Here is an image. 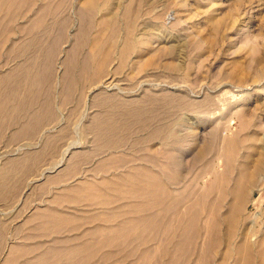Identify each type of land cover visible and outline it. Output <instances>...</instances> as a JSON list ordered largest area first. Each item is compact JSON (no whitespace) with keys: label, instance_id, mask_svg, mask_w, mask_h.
Returning a JSON list of instances; mask_svg holds the SVG:
<instances>
[{"label":"bare ground","instance_id":"obj_1","mask_svg":"<svg viewBox=\"0 0 264 264\" xmlns=\"http://www.w3.org/2000/svg\"><path fill=\"white\" fill-rule=\"evenodd\" d=\"M37 1L0 0V29L5 26L7 32H10L12 18L25 9L36 10L19 30L38 35L18 42L23 51L35 50L21 64L23 73L18 80L32 86L47 81L45 78L50 76L47 68L51 67V62L55 66L58 64L52 58L69 37L65 27L70 15L65 11L72 0H40L38 6ZM111 1L78 0L79 26L71 35L73 39L68 46H62L63 72L59 75L62 81L59 92L66 97L77 78L88 81L95 92L91 103L97 111L84 124L94 133L93 148L75 149L81 145L78 138L68 146L63 144L71 123L66 116L61 117L65 114L60 111L44 110L42 114L34 115L42 123L36 131H42L40 142H31L33 144H28L23 152L26 164L30 159L36 160L33 174L43 163L51 161L50 166L43 168L41 173L39 171L36 179L29 180L33 192L39 190L43 195L51 187L61 184L54 190L52 200L58 205H68L67 210H59L56 206L35 208L31 219L38 220L42 235L56 238L52 247L39 244L36 264H47L50 258L55 259L56 264H264V204L259 205L256 212L246 210L251 193L256 188H264V133L249 127L252 119L247 117L249 111L244 108L251 77L245 71L233 70L225 73L227 80L222 79L214 85L204 81L193 85L183 80L168 85L169 88L165 86V91L161 88L163 92H156L158 90L152 87L149 90L148 81H142L143 93L137 91L135 96L119 94L123 90L120 86V92L109 91L118 84L112 83V79L106 81L105 73L108 74L110 69L116 72L128 61L133 72L146 70L145 75L151 74L156 65L164 72L180 68L190 76L183 62L180 65L168 56L164 58V54L175 53L174 44H162L159 38L150 39L155 32H164V22L168 19H163V10L157 11L154 18L158 23L148 22L145 48L139 47L137 36H121L123 40H120L114 57L117 62L112 68L110 62L115 51L112 41H119L120 21L126 19L130 26H136L131 20L136 21L137 15H141L139 8L142 5H136V2L145 3L146 0L121 2L124 7L120 15L112 11L114 7L111 10L108 6ZM150 1L148 6L152 7L154 0ZM101 5H107L109 11L97 15ZM157 8L154 7L155 11ZM243 13L235 14L228 29L238 26ZM241 30H247L246 26L243 25ZM187 31L197 36L199 46L204 44L205 38L198 32ZM229 32L227 30V36ZM230 37L234 42L235 39ZM151 42L156 47L151 46ZM204 59L199 56L198 67L204 66ZM32 74L34 76L30 78ZM258 76L264 77V67L256 71L260 86L263 78L259 80ZM0 77L7 76L4 73ZM5 84L0 78V87ZM240 92L242 96L237 95ZM2 98L0 111H5ZM45 102L43 100V104ZM82 105L71 107L67 117L71 120L80 114L82 122L85 112L81 114L80 111L85 104ZM175 106L185 111L170 121L169 112ZM188 109L197 110L198 127H184ZM236 115L240 126L231 127ZM133 127L145 130L147 135L136 134L129 145L125 139L130 132L126 136L121 133L132 132ZM139 129L136 131L140 132ZM141 143L146 147L142 148ZM122 150L133 152L129 157ZM97 153V164L88 168L89 172L79 175L81 160H88ZM29 170L26 166V175H30ZM209 178V183H203ZM6 180L7 177L0 176V199L5 196ZM257 200L255 198L254 202ZM2 230L1 223L0 233Z\"/></svg>","mask_w":264,"mask_h":264},{"label":"rangeland","instance_id":"obj_2","mask_svg":"<svg viewBox=\"0 0 264 264\" xmlns=\"http://www.w3.org/2000/svg\"><path fill=\"white\" fill-rule=\"evenodd\" d=\"M114 1H116V2H114ZM126 1H129V0H118V1L113 0V2L111 1L112 3L108 6H110L111 10L114 7L112 11L115 12L116 14L120 15V13H122V9H123L124 3ZM136 1L137 0H135V2ZM77 2H78V0H72L68 4L69 7L66 6L67 8H66L65 13L67 15H70V16H68L70 19H69V22L66 23L67 28L65 27V30L67 32L66 33L67 37L68 36L69 37L66 40L67 42L65 41L66 43L63 41L65 44L64 47L66 45L68 46V44L72 41L73 38L71 35L74 34V32L77 30V28L79 26V15H77V14H79ZM121 2H124V3H121ZM151 2L152 1H150V0H146L145 3L139 2L140 4L139 3L137 4V2H136V5H139V6L141 4L143 5V6L141 5L142 7L140 6V8H142V9L139 8V14H141V15L140 16L137 15L136 21L133 19L131 20L132 23H136V26H130L129 25L130 24L129 19H128L129 22H127L126 19L120 21V23L122 25L120 27L119 33L120 32L121 33L117 35V37H119V39L117 38L119 41H117L115 38H114L115 40L112 41V44H113L112 46H113V48H115V51L113 53L114 54L113 60H112V62H110L111 65L110 64L109 65L113 66L112 68L115 67L117 59L114 57H116V55H117V54H115L117 52L116 49L119 47L121 41L123 40L122 39L123 35L124 36L126 35L127 37H130L131 35L137 36L139 39L138 41H139V47L140 48L141 47L145 48L146 47L145 45H148V41H147V43H145V40H146L145 37L148 38V35H146L145 30H148L146 28H149V26H150L149 23L151 21H152L151 23L157 22V20L155 21V19H154V18H156L157 11L163 10L162 11L163 15H164L163 19L164 18L168 19V20L165 19V21L166 20L168 21L167 23L164 22V32H166V33L162 32V34H159V32H157V33L155 32L153 35H151V36L149 35L151 37V38L150 37L149 38L154 39V40H155V38L162 39L161 40L162 44H166V43L168 45L174 44L177 48L175 53L169 54V55L164 54L163 56H164V58L168 56V59L174 60V61L176 60V61L180 62V65L183 62L184 69L189 70L190 76H186V74H184L180 68H177V69L170 71L173 74V75L171 74V76H170L169 71L164 72L163 70H160L156 65L154 67L155 69L152 68V70L150 72L151 74L145 75L146 70H144V71H142V70L138 71L137 70V72L136 71L133 72L132 67L130 66V63L128 61L127 65L119 67L116 70V72H117L116 75H115L116 72L114 71L115 72L114 73L112 71V69H110L112 72L109 70L108 74H107V72L105 73V75H106L105 80L106 81H109L112 79L113 80L112 83L115 82L118 84V86L116 85L117 87L114 86V87H112V89H108V90L113 91V92H120L119 88L121 87L123 90L119 94H123L124 96H127V95L135 96V95H138V93L139 94L143 93V91H142L143 88L141 87L142 83H143L142 81H148V83L146 85L149 88V90H151V87H152L153 89L158 90L156 92H160V91L163 92L162 89H164V91H165V86L167 88L168 85H170L172 83H181V82H183V80L184 81L187 80L188 82H190V84L192 83L193 85H196L195 83H197V81H199V82L204 81V82H208L209 84L211 83V85H214L215 82H219L222 79L227 80L228 77H225L224 75H226L225 73H228V71L234 70L235 72H238V71L242 70V71H245L246 75L248 74L252 79L251 82L247 84L248 93H247V98L245 101L246 103L244 104V108H246L249 111V113L247 114V117L252 119L249 127H256L259 132L264 133V77L258 76L259 80H261L263 78L262 79L263 84L260 86L257 84L258 80L255 77L256 71L258 70V68L264 67V0H154V2L152 3V7H149L148 5L151 4ZM108 6L107 5H101L99 7V10L97 11V15H101L104 12H108L109 11ZM153 6L155 7V9L158 7L156 11H155ZM146 7L149 9H147ZM68 11H69V13H68ZM149 11H151V13ZM243 11H244L243 15L240 14L241 20L238 22V26L236 27L234 25V29H232V28L228 29V27L232 24L233 18L236 16L235 14L238 12L242 13ZM240 16H239V18H240ZM163 19H162V21H163ZM175 21H176V23H175ZM147 23H148V25H147ZM243 25L246 26L247 30H241V27ZM144 27H145V29H144ZM166 27L168 29H165ZM121 29H122V31H121ZM187 29H189L191 31L193 30L194 32H198L200 34V36L204 37L205 38L204 44L199 46L197 36L194 34L190 35L189 31H187ZM227 30L230 31L228 36L226 35ZM154 35H156V36H154ZM152 36H154V37H152ZM230 36H232L235 39L234 42L232 41ZM69 38L70 39L72 38V39L70 40ZM115 41L118 43L116 44ZM150 45L152 46L154 44L151 42ZM154 46L156 47V45H154ZM85 52L86 51H83V53H85ZM59 55H60L59 56L60 58L58 59V71H59L58 77L60 79L59 75L60 74L62 75V72H63V68H62L63 65L61 63L62 62L61 60H62V57L64 55V51L59 50ZM200 55H201V57L202 56L205 57L203 67L202 66L198 67ZM114 60H116V61H114ZM161 73H163L164 75ZM200 75H201V77H200ZM172 76H174V77H172ZM261 76H263V75H261ZM113 77H114V79H113ZM204 78H205V80H204ZM200 83H202V82H200ZM108 84H110V83H108ZM89 85H91V84H89ZM92 88H93L92 85H91V87L89 86V90H88L89 94L87 96V99L85 97L81 101V103L83 105L84 104L85 105L84 106L82 105L83 106L81 108L82 111H80V112H81V114L84 112L86 114V115L84 114L82 122H80V120H81L80 114L75 116V117H72L71 120H70L69 116L67 117V115H66L69 111V108L72 105L77 104L76 103L77 101L74 100L71 103H68L67 108H66V106L59 104L58 111L64 112V114H65L61 117L64 118L66 116V118L69 121L68 123H71V124H69V127H68V133L70 132L69 134L71 136L68 134L66 136L67 138L65 140L67 144L63 140V142H64L63 144H65L66 146H68L74 140H77V138L81 140V145L79 147H75V149L76 148L82 149V150L92 149L94 146V144H93L94 143L93 131L89 128L90 129V132H89V130H87V128L84 127V124L89 122V119L91 118L92 114L97 111L96 107L92 106V103H91L92 102L91 98L95 93L94 89H92ZM168 88H169V86H168ZM153 89H152V91L155 92V90H153ZM137 91H138V93H137ZM237 95L242 96V92L238 93ZM62 104H64V102ZM88 107H90V108H88ZM163 110H166V109H163ZM170 110H171L170 112L167 110V114H168V112L170 113V116H169L170 119L172 118L170 121L173 120V117H175V116L177 117L180 115L181 112L185 111L184 109L180 108L179 106L178 107L175 106V107L171 108ZM87 112H89V113H87ZM167 114H165V115H167ZM197 115H198V113H197L196 109H188L187 110V118L189 121L188 120L186 121L187 124L184 125V127H187V126L190 127V125H191V127H193V126L198 127L199 124L196 123L198 121ZM233 121H235V122H233L231 127H239L240 126V120H239L238 115L235 116ZM188 123H190V124L188 125ZM55 128L58 129L59 127H55ZM134 128L135 127H133L132 132L131 131H124L123 133H121V135H124V136H126V133H129V132H130V134L133 133L131 135L132 137L130 136V134L129 135L127 134L126 137H128V139L130 138V140H128L126 138L125 139L126 143H128V142L130 143V141L132 143L133 138H135L137 136L144 137L147 135V132L145 130H141V129H139V127H136L134 130ZM138 129L140 130V132L136 131ZM54 131H55V129H54ZM87 131L90 134H88ZM134 131L136 133H134ZM40 132L42 133V131L40 130L37 133L36 138L34 139L35 143L40 142V140H39L40 139L39 136L41 134ZM136 134H137V136H136ZM67 141H69V143ZM126 143H124L126 145L125 148H128V145ZM131 143L129 145H131ZM63 144H62V146L64 147ZM91 144H93V145H91ZM141 147L142 148L146 147V144L141 143ZM61 149L63 150L62 147H61ZM75 149L73 148V151ZM122 151L124 152V150H122ZM122 151H119V152H122ZM142 151L143 150H141L140 152H142ZM0 152H2L1 149H0ZM125 152L128 153V156L130 157L131 153L133 151L125 150ZM99 153H101V150ZM107 154H106V156H107ZM137 154H140L139 151L137 152ZM94 156L93 157L89 156L91 158H89L88 160L86 158L81 160L82 162H80L79 167H78V168H80L79 170H81V173H79V175H83L85 172L88 171V168H91L93 165L97 164V162L99 160V155L97 153V155L95 157ZM45 164H46V166H45ZM45 164L43 163L42 168L40 169L41 171L39 170L40 173L42 172L43 168L45 169L46 167L51 165V161L48 163L46 162ZM58 170H60V169H58ZM39 171L34 173L35 176L40 174ZM209 181H210V178L206 182L203 181V183H209ZM26 184H27L26 195L21 196L20 199H18V201L9 208L3 207V205H2L1 209L3 211L0 212L1 217L8 218V217L13 216V217H15V219L17 218L18 220H23L29 214V212H30L29 210L31 207L36 205V203H42L43 205L46 204L47 199L53 193L52 191L58 189L61 186V184H60V186L57 185L55 187H51L50 188L51 190H49L50 194H48V195H46V194L42 195L41 194V196L32 197V196L28 195L32 191V189H28L29 186H31L30 181L27 180ZM32 188H33V186H32ZM250 197H249V200H248L247 205H246V210H248L249 212H251V211L256 212L259 210L261 204H264V188H263V190L256 188L253 191V193H251ZM255 198L258 199L256 202H254ZM28 199H29V201H27ZM23 202H25V205L27 204L25 207H22ZM81 206L84 208L83 205H81ZM61 209L66 210V209H68V207L66 205H61Z\"/></svg>","mask_w":264,"mask_h":264},{"label":"crops","instance_id":"obj_3","mask_svg":"<svg viewBox=\"0 0 264 264\" xmlns=\"http://www.w3.org/2000/svg\"><path fill=\"white\" fill-rule=\"evenodd\" d=\"M39 1L40 0L37 1V6L40 5ZM35 12V8L25 9L16 18H12L11 21H9V27L11 28L9 29L10 32L4 30L5 26H2L0 29V74L5 73L7 76L0 77L3 83L6 82L5 85L0 87V97H3L1 102L6 104L5 111H0V149L2 150V152H0V166L2 167L0 169V176L7 177L6 189L4 192L5 196L0 199V212L3 211L1 209L2 205L3 207L9 208L15 204L21 196H25L27 180L31 181L32 179H36L39 175L34 177L35 175L33 174V168L37 164L36 160L32 161L30 159L26 164L25 159H23L24 149L28 147V144L31 142L35 144L34 138H36L35 135L39 132L36 133L37 128L42 124L34 115H40L44 110L47 112L51 110L59 112V104L67 108V104L74 100L77 101V104L71 107H79L82 105L81 101L85 97L87 98L89 94L88 90L90 83L85 81L84 78H77L78 80L74 84V87L71 88L66 97L58 90V86H60L59 83H62V81L61 77L58 79V75L56 76V74H54H59L58 60H56L55 57H59V50L63 49L64 42H62L60 48H57V53H55L56 56L54 55L52 58V60L54 59L56 61L55 64L57 65L55 66L54 63L51 62V67L47 68V72L50 73V76L45 79L48 82L42 80L36 82L33 86L24 82H18L23 73L21 64L27 59V56L29 57L35 52L33 49L23 51L19 47L18 42L38 35L36 33H23L19 28L20 25L27 21ZM65 47H67V45ZM42 57L43 59L45 58L44 55H42ZM26 68L27 67H25L24 70ZM53 75H55V77ZM33 76L34 74H32L30 78ZM43 100L46 101L45 104H43ZM63 102L64 104H62ZM26 166L30 169V175H26L25 173ZM28 189H32L28 194L29 196H41L39 190L38 192L35 190L33 192L32 186L31 188L29 186ZM45 194L48 195L50 192ZM53 194L54 193L49 196L46 204L36 203V205L31 207L29 214L23 220L15 219L13 216L8 218L0 216V228L1 223L3 228L1 232L3 234L0 233L2 235L0 236V264H36L40 254L38 250L39 244L44 243L50 247L55 243V236L42 235L39 230L38 220L31 219L37 206H45V209H47V207L53 208L56 206L57 209L63 210L61 209V205H58L52 200ZM27 201H29V199ZM49 201L50 203H48ZM26 205L25 202L22 203V207ZM66 206L68 207V205ZM28 228H30V231ZM97 258L100 260V255ZM47 264H56V261L50 258Z\"/></svg>","mask_w":264,"mask_h":264}]
</instances>
